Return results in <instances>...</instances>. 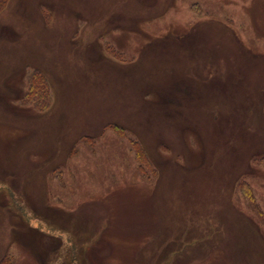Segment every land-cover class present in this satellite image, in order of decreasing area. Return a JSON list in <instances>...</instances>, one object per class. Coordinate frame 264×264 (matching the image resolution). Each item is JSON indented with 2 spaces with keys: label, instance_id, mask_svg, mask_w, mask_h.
Returning a JSON list of instances; mask_svg holds the SVG:
<instances>
[{
  "label": "rangeland",
  "instance_id": "obj_1",
  "mask_svg": "<svg viewBox=\"0 0 264 264\" xmlns=\"http://www.w3.org/2000/svg\"><path fill=\"white\" fill-rule=\"evenodd\" d=\"M261 157L264 0H0V261L264 264Z\"/></svg>",
  "mask_w": 264,
  "mask_h": 264
},
{
  "label": "trees",
  "instance_id": "obj_2",
  "mask_svg": "<svg viewBox=\"0 0 264 264\" xmlns=\"http://www.w3.org/2000/svg\"><path fill=\"white\" fill-rule=\"evenodd\" d=\"M115 54H117L116 56H117V58H121L122 59V54L121 53H117V51H116V53ZM32 76L29 78V80H28V84H29V89H28V92L26 93V95H27V98H29L30 97V93H31V89L33 88V83H32ZM42 79V78H41ZM259 161L260 162H264V157H261L260 159H259ZM236 187L240 190V192H243V194H244V191H246L247 192V196L248 195H251V197H252V199H253V201H256V199H255V196H254V193H253V190H252V188H251V186H250V184H249V182H248V180H247V178L245 177V176H240L238 179H237V181H236ZM245 195V194H244ZM245 195V196H246ZM246 196V197H247ZM247 199H248V201L250 202L252 199L251 198H249V197H247ZM258 203H257V201H256V205H257ZM256 205H254L255 207H257ZM254 206H252V207H254ZM258 208V207H257ZM260 210H261V212L264 214V211L260 208ZM255 212V211H254ZM257 214V213H256ZM259 214H260V212H259ZM262 214V215H263ZM261 219V218H260ZM14 259H12V257H11V255H4L3 257H2V259H1V261H0V264H15L14 263V261H13ZM99 263V262H98Z\"/></svg>",
  "mask_w": 264,
  "mask_h": 264
}]
</instances>
